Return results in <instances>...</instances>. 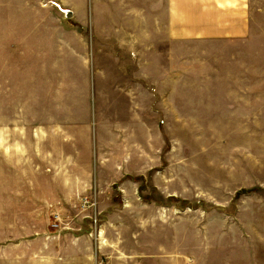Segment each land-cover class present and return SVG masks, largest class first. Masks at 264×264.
Segmentation results:
<instances>
[{"label":"rangeland","instance_id":"1","mask_svg":"<svg viewBox=\"0 0 264 264\" xmlns=\"http://www.w3.org/2000/svg\"><path fill=\"white\" fill-rule=\"evenodd\" d=\"M147 8L0 0V264H264V0L252 35Z\"/></svg>","mask_w":264,"mask_h":264},{"label":"crops","instance_id":"2","mask_svg":"<svg viewBox=\"0 0 264 264\" xmlns=\"http://www.w3.org/2000/svg\"><path fill=\"white\" fill-rule=\"evenodd\" d=\"M147 1L149 35H252L250 0ZM67 11L72 12L73 18L74 12ZM8 199L12 197L0 198V241L10 238L7 233L11 231L12 212L8 206L12 205L7 203ZM7 253L4 249V258Z\"/></svg>","mask_w":264,"mask_h":264},{"label":"water","instance_id":"3","mask_svg":"<svg viewBox=\"0 0 264 264\" xmlns=\"http://www.w3.org/2000/svg\"><path fill=\"white\" fill-rule=\"evenodd\" d=\"M60 10L65 14L66 18H71L73 16L72 12L63 10L60 8Z\"/></svg>","mask_w":264,"mask_h":264}]
</instances>
